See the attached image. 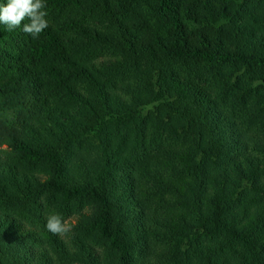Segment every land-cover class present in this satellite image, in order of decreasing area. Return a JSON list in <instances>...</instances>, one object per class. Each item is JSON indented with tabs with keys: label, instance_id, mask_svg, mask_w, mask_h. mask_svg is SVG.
I'll use <instances>...</instances> for the list:
<instances>
[{
	"label": "trees",
	"instance_id": "obj_1",
	"mask_svg": "<svg viewBox=\"0 0 264 264\" xmlns=\"http://www.w3.org/2000/svg\"><path fill=\"white\" fill-rule=\"evenodd\" d=\"M45 3L0 25V264H264V0Z\"/></svg>",
	"mask_w": 264,
	"mask_h": 264
},
{
	"label": "clouds",
	"instance_id": "obj_2",
	"mask_svg": "<svg viewBox=\"0 0 264 264\" xmlns=\"http://www.w3.org/2000/svg\"><path fill=\"white\" fill-rule=\"evenodd\" d=\"M45 0H0V25L8 31L20 29L33 38L48 27ZM27 19L28 23H22ZM45 228L52 234H63L66 227L59 214L47 217Z\"/></svg>",
	"mask_w": 264,
	"mask_h": 264
},
{
	"label": "rangeland",
	"instance_id": "obj_3",
	"mask_svg": "<svg viewBox=\"0 0 264 264\" xmlns=\"http://www.w3.org/2000/svg\"><path fill=\"white\" fill-rule=\"evenodd\" d=\"M72 222H74V220H71ZM67 223V222H66Z\"/></svg>",
	"mask_w": 264,
	"mask_h": 264
}]
</instances>
